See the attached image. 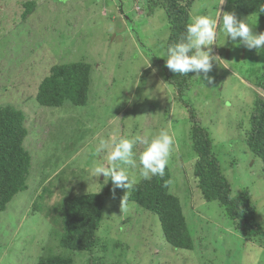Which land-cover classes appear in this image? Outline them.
<instances>
[{"label":"rangeland","instance_id":"1","mask_svg":"<svg viewBox=\"0 0 264 264\" xmlns=\"http://www.w3.org/2000/svg\"><path fill=\"white\" fill-rule=\"evenodd\" d=\"M26 1L0 0V107L25 113L24 146L32 154L27 189L0 212V264H37L54 252L72 253L73 264H87L88 252L57 244L60 204L86 193L106 198L96 264H264V248L246 240L218 202L205 201L199 192L189 113L153 59L165 56L170 34L163 9L149 16L145 0H33L35 10L23 18ZM230 2L194 0L190 16L208 13L219 20L234 12L238 20L254 24V33L264 32V13L244 14ZM225 35L221 19L209 46L217 57L208 73L212 83L193 74L184 98L210 133L232 196L248 190L264 227V164L245 143L255 96L264 98L256 84L264 52L258 55L240 38ZM80 61L91 66L87 103L39 105L37 87L50 67ZM162 129L173 136L170 190L181 201L191 249L170 246L158 217L129 200L130 189L114 188L95 172L98 165L110 166L114 139H151ZM100 139L109 147L98 160ZM143 149L138 141L136 166H127L132 185L142 178Z\"/></svg>","mask_w":264,"mask_h":264},{"label":"trees","instance_id":"2","mask_svg":"<svg viewBox=\"0 0 264 264\" xmlns=\"http://www.w3.org/2000/svg\"><path fill=\"white\" fill-rule=\"evenodd\" d=\"M146 14L153 16L158 8L166 13L170 34L168 46L179 42L185 27L191 22L194 0H145ZM230 4L244 14L264 13V0H230ZM23 18L35 10L33 0L24 4ZM164 57H153L165 80L177 91L186 107L190 125L191 145L196 152L194 175L202 198L207 202H218L224 214L232 221L234 229L246 240L264 248V227L257 220L256 209L248 190L235 197L229 181L222 172L220 162L213 152L212 138L202 125L195 110L184 98L185 89L194 73L174 74L166 67ZM90 64L86 62L59 63L50 67L37 87L36 100L45 107H61L69 102L74 106L87 103ZM257 86L264 92V67L257 76ZM29 131L26 115L20 109L0 107V212L4 211L13 197L27 189V180L32 167V154L24 146ZM245 143L252 154L264 164V98L255 96ZM172 176L170 168L163 175L150 179L140 178L130 189L129 200L143 210L158 217L165 241L174 248L191 249L194 241L178 196L170 190ZM105 195L86 193L66 198L58 210L61 214L60 249L90 254L87 264H96L94 251L99 244L97 235L104 212ZM37 264H73L72 253L54 252L41 256ZM101 264V263H100Z\"/></svg>","mask_w":264,"mask_h":264},{"label":"clouds","instance_id":"3","mask_svg":"<svg viewBox=\"0 0 264 264\" xmlns=\"http://www.w3.org/2000/svg\"><path fill=\"white\" fill-rule=\"evenodd\" d=\"M223 2L224 0H221V3ZM258 11H264V7ZM221 19L225 37L227 36L233 41L240 38V43L246 49L255 50L258 55L264 52V32L254 33L252 31L254 24L250 23L248 19L238 20L234 12H224ZM221 19L218 20V15L214 18L208 13L194 15L191 22L186 25L185 34L179 42L167 47L165 52L166 67L174 74L194 73L202 82L206 80L211 84L212 77L208 73L211 72L213 62L217 57L210 55L212 49L209 46L216 40L217 26ZM138 141L144 145V149L139 155V175L146 180L154 175H163L164 169L169 163L173 146V136L167 129L160 130L151 139L139 140L138 137L114 139L107 155L110 166L98 165L95 168L96 174H103L104 177L110 179L114 188L131 189L132 182L129 180L127 166H136L133 149ZM108 147L107 140H99L95 148L98 160L102 158L101 154Z\"/></svg>","mask_w":264,"mask_h":264}]
</instances>
